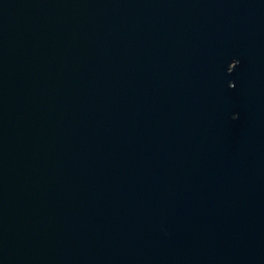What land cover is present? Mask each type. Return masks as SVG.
Masks as SVG:
<instances>
[{"label": "water", "instance_id": "95a60500", "mask_svg": "<svg viewBox=\"0 0 264 264\" xmlns=\"http://www.w3.org/2000/svg\"><path fill=\"white\" fill-rule=\"evenodd\" d=\"M0 264H264V0H0Z\"/></svg>", "mask_w": 264, "mask_h": 264}]
</instances>
